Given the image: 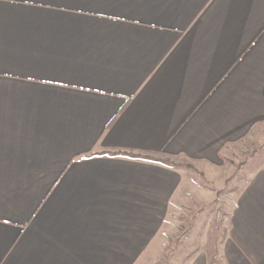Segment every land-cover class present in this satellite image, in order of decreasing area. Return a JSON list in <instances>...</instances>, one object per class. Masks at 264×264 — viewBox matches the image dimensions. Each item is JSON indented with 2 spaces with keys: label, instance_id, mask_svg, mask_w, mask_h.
Masks as SVG:
<instances>
[{
  "label": "crops",
  "instance_id": "0c3cea01",
  "mask_svg": "<svg viewBox=\"0 0 264 264\" xmlns=\"http://www.w3.org/2000/svg\"><path fill=\"white\" fill-rule=\"evenodd\" d=\"M263 136L264 0H0V264L162 252ZM229 200L213 264H264V167Z\"/></svg>",
  "mask_w": 264,
  "mask_h": 264
},
{
  "label": "rangeland",
  "instance_id": "374dc122",
  "mask_svg": "<svg viewBox=\"0 0 264 264\" xmlns=\"http://www.w3.org/2000/svg\"><path fill=\"white\" fill-rule=\"evenodd\" d=\"M262 143H256L237 155H232L226 166L232 169L229 176L220 183L208 180V175L201 174L200 184H205L214 194L211 203L199 210H194L185 221L178 223L179 228L169 237L170 244L164 251L140 252L135 254L130 264H182L188 256L192 257L195 249L204 247L212 262L214 247L226 233V219L230 208L229 198L240 185L245 183L250 170L264 167V136ZM224 175V174H223ZM222 175V176H223ZM219 178L215 179L218 181ZM204 186V187H205ZM200 215L198 221L195 219ZM194 218V219H193ZM210 218V219H209ZM204 236V240L203 237ZM204 242V243H202ZM157 246L154 243V247ZM159 249V248H158ZM195 255V254H194Z\"/></svg>",
  "mask_w": 264,
  "mask_h": 264
}]
</instances>
